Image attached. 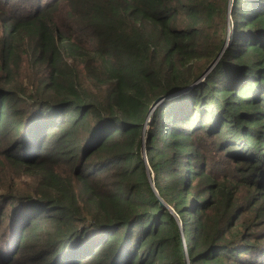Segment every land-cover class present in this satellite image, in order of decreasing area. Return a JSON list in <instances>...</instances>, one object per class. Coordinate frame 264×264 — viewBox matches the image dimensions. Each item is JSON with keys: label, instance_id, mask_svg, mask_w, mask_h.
<instances>
[{"label": "trees", "instance_id": "1", "mask_svg": "<svg viewBox=\"0 0 264 264\" xmlns=\"http://www.w3.org/2000/svg\"><path fill=\"white\" fill-rule=\"evenodd\" d=\"M227 3L0 0V264H264V0L202 78Z\"/></svg>", "mask_w": 264, "mask_h": 264}, {"label": "water", "instance_id": "2", "mask_svg": "<svg viewBox=\"0 0 264 264\" xmlns=\"http://www.w3.org/2000/svg\"><path fill=\"white\" fill-rule=\"evenodd\" d=\"M228 22H229V30H228V34L226 36V41L224 43V45L221 47V49L219 50V53L214 57L215 59L207 66V68L203 71L202 73V78L205 77V74H207L213 67L214 65L218 62L219 60V57L220 55L222 54V52L224 51V49L228 46V44L230 43V38H231V34H232V27H233V22H231V18H230V12H231V7H232V0H228ZM202 78L200 80H202ZM171 96H174V95H167V96H159L157 97L153 102L152 104L150 105V108H149V114H148V117L144 123V126H143V134H142V143H141V147H142V157L144 158L145 160V163L147 165V176H148V180H149V183L151 184L152 188H153V191L155 192V195L156 197L160 200V203L164 206H166L176 217V219L178 220L179 222V225H180V230L182 231V222H181V219L180 217H178V215L173 211L172 207L167 205L162 199H160V197L158 196V192L156 191L155 187H154V182H153V172H152V169L150 168V166L147 164V161H146V154H145V147H144V143H145V139H146V135H147V129H148V126H149V123H150V119L152 117V114H153V109L159 104L161 103L162 101H167L168 99H170L169 97ZM184 252H185V248H184ZM184 261H185V264H188V259H187V252H185V255H184Z\"/></svg>", "mask_w": 264, "mask_h": 264}]
</instances>
